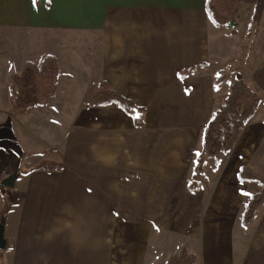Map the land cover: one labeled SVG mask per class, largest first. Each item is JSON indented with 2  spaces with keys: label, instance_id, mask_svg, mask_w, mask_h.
<instances>
[{
  "label": "crops",
  "instance_id": "crops-1",
  "mask_svg": "<svg viewBox=\"0 0 264 264\" xmlns=\"http://www.w3.org/2000/svg\"><path fill=\"white\" fill-rule=\"evenodd\" d=\"M205 4L0 0L5 264H166L183 247L197 264H264V207L244 234L235 227L255 184L240 181L241 169L264 172V16L246 38L240 23L234 34L215 26ZM45 53L62 70L57 96L14 115L12 75ZM237 78L261 105L219 166L207 158L197 175L204 129ZM102 80L147 109L143 127L118 106L86 107ZM43 161L63 168L32 171Z\"/></svg>",
  "mask_w": 264,
  "mask_h": 264
},
{
  "label": "trees",
  "instance_id": "trees-1",
  "mask_svg": "<svg viewBox=\"0 0 264 264\" xmlns=\"http://www.w3.org/2000/svg\"><path fill=\"white\" fill-rule=\"evenodd\" d=\"M241 4L249 6L251 15L245 37L250 38L258 33L264 16V0H206L205 9L213 24L219 28H228L236 33L239 26L238 11ZM201 63L179 72V77L186 79L196 73L199 68L206 67ZM62 70L56 56L45 53L36 61H26L22 70L15 74L9 84L10 106L14 115H23L30 109L50 106L57 96ZM226 79L224 72H219L216 83ZM118 106L133 115L137 127L145 124V107H139L131 99L111 88L102 80L97 85L96 92L86 103V107ZM261 105L260 95L254 91L242 78H237L231 84L230 90L215 110L207 123L202 139V155L198 157L194 172L200 175L204 172L207 158H215L213 168L219 166L218 157L232 151L248 122L254 118ZM63 164L54 161H43L32 171L58 172ZM241 182L255 183L260 190L253 193L246 204L242 215V225L249 227L264 207V176L244 167L239 173ZM199 187V182L191 183V190ZM5 220V217L2 218ZM166 264H197V255L186 248L169 259Z\"/></svg>",
  "mask_w": 264,
  "mask_h": 264
},
{
  "label": "rangeland",
  "instance_id": "rangeland-1",
  "mask_svg": "<svg viewBox=\"0 0 264 264\" xmlns=\"http://www.w3.org/2000/svg\"><path fill=\"white\" fill-rule=\"evenodd\" d=\"M250 15H251V12H250V9H249V6L248 5H246V4H241L240 5V7H239V11H238V19H239V23H240V28H239V30H244V28H246V30H247V27H248V25H249V22H250ZM262 28H264V25H263V27ZM251 42H253V41H251ZM252 45V43H249V42H247V48L249 47V46H251ZM252 53V50H250V49H246L245 50V55L246 56H250V54ZM249 62H251L250 64H249V66H251V65H253L254 64V61L253 60H251V61H249ZM14 66H16V64L14 63L13 64ZM14 76V74L12 75V77ZM11 77V78H12ZM229 79H231V78H229ZM11 80V79H10ZM3 87H6L5 86V84L4 85H2V84H0V89H2ZM64 103V102H63ZM0 105H3V100L0 98ZM264 107V106H263ZM3 123H5L6 124V127L7 128H11V126H10V123H7V122H5V118L3 117V116H1L0 117V124H3ZM21 157L19 156V159H20ZM24 159V158H23ZM32 161H34V159L32 160ZM17 167H15V168H17L18 170H21V169H23L24 168V161L23 160H21L20 162H17ZM12 167L14 168V164H12ZM259 173H261L263 176H264V172L262 171V172H260L259 171ZM254 187H252V188H250L249 190H248V192H250V196L249 197H251V195L253 194V193H255L256 191H258L259 189H260V187L258 186V185H256V184H254L253 185ZM1 192H2V194L1 195H3V197H7V196H9L10 194H11V189L9 188V187H2V189H1ZM249 199V198H248ZM247 202H248V200L245 202V207H246V204H247ZM245 207H244V209L242 210V212L241 213H239V216L238 217H240L241 219H242V215H243V212H244V210H245ZM5 211V210H4ZM4 216H6V214H4ZM235 227H238L239 228V230H240V232L242 233V234H244L245 232H246V227H244L243 225H242V223L240 222V221H236V223H235ZM234 248H236V247H234ZM2 256L0 255V264H5V262H4V260H3V258H1Z\"/></svg>",
  "mask_w": 264,
  "mask_h": 264
},
{
  "label": "water",
  "instance_id": "water-1",
  "mask_svg": "<svg viewBox=\"0 0 264 264\" xmlns=\"http://www.w3.org/2000/svg\"><path fill=\"white\" fill-rule=\"evenodd\" d=\"M16 179V174L10 176L4 181V185L12 187ZM5 234V220H2L0 223V250L6 248V240L4 237Z\"/></svg>",
  "mask_w": 264,
  "mask_h": 264
},
{
  "label": "snow or ice",
  "instance_id": "snow-or-ice-1",
  "mask_svg": "<svg viewBox=\"0 0 264 264\" xmlns=\"http://www.w3.org/2000/svg\"><path fill=\"white\" fill-rule=\"evenodd\" d=\"M245 194H247V193H245Z\"/></svg>",
  "mask_w": 264,
  "mask_h": 264
}]
</instances>
